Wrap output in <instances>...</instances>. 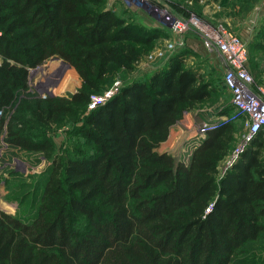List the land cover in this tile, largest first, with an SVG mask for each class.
<instances>
[{"label": "trees", "instance_id": "16d2710c", "mask_svg": "<svg viewBox=\"0 0 264 264\" xmlns=\"http://www.w3.org/2000/svg\"><path fill=\"white\" fill-rule=\"evenodd\" d=\"M99 1L0 0V130L26 66L57 55L81 78L68 98L18 106L7 144L43 149L32 124L82 111L74 130L81 140L53 157L32 213L0 210V264H264L251 245L264 240V127L221 172L235 138L231 120L208 130L185 162L156 151L170 125L213 89L196 65H183L182 52L88 108V94L115 70L132 69L138 43L153 31L140 36L112 10L93 8Z\"/></svg>", "mask_w": 264, "mask_h": 264}, {"label": "rangeland", "instance_id": "374dc122", "mask_svg": "<svg viewBox=\"0 0 264 264\" xmlns=\"http://www.w3.org/2000/svg\"><path fill=\"white\" fill-rule=\"evenodd\" d=\"M93 5L96 9L112 10L122 18L121 25H137L133 28L140 36H143L144 28L153 29L145 45L138 43L142 48L138 62L132 69L115 70L108 82L103 83L100 93L108 89L114 93L122 84L146 77L164 65L169 56L179 52L183 55V65H196L198 72L211 82L213 89L210 95L186 109L183 116L170 125L166 138L154 147L158 152H169L175 160H187L200 139L194 132L201 122L219 119L233 108L230 92L222 81L223 74L231 70V65L216 45L223 31L237 35L246 46V65L251 78L249 87L255 91L264 85V49L253 43L264 42L260 37L264 26V0H100ZM176 22H181L184 29H174ZM204 40L209 41V48L204 46ZM80 87L81 78L75 68L57 55L26 66L25 86L14 91L16 95L8 105L2 107L4 110L1 112L4 126L0 130V210L22 217L31 214L35 206L34 198L41 191L47 167L53 157L62 152L69 142L81 140L74 130L80 122L82 111L58 116L56 121L47 124H32L27 130L32 140L44 143L43 149L9 146L4 134L8 118L18 106H23L31 99L55 96L68 98L69 93ZM100 93L90 92L88 96ZM24 115H28L27 111L23 112ZM227 120H231L234 125L235 138L228 154L218 163L219 172L224 171L235 159H231L230 154L245 145H241L245 132L241 117ZM48 144L51 148L45 149ZM82 148L85 149V146ZM229 158L231 161L227 165L226 160ZM261 242H251V245L256 244L254 253L263 258L264 240ZM259 244L262 247H258Z\"/></svg>", "mask_w": 264, "mask_h": 264}, {"label": "built area", "instance_id": "2783aa9c", "mask_svg": "<svg viewBox=\"0 0 264 264\" xmlns=\"http://www.w3.org/2000/svg\"><path fill=\"white\" fill-rule=\"evenodd\" d=\"M176 30L184 29L181 22L173 25ZM204 46L209 48V41L204 40ZM216 45L222 52L224 59L231 65V70L223 74L222 81L225 88L230 92V102L232 110L224 113L219 119L207 120L201 122L196 129L195 135L201 138L204 134L215 127L220 120L241 117L242 126L245 129L242 144L244 145L252 136L262 127H264V85L259 86L257 90L249 87L251 78L246 65V46L244 42L235 34L222 32L220 39L216 40ZM112 94V90H104L100 94H91L87 102V107L91 108ZM240 149L232 152L231 159L236 157ZM227 165L230 158L226 160Z\"/></svg>", "mask_w": 264, "mask_h": 264}, {"label": "crops", "instance_id": "0c3cea01", "mask_svg": "<svg viewBox=\"0 0 264 264\" xmlns=\"http://www.w3.org/2000/svg\"><path fill=\"white\" fill-rule=\"evenodd\" d=\"M168 134H169V132H168ZM161 143V142H160ZM157 146V145H156ZM155 149V148H154ZM160 151V150H159Z\"/></svg>", "mask_w": 264, "mask_h": 264}]
</instances>
